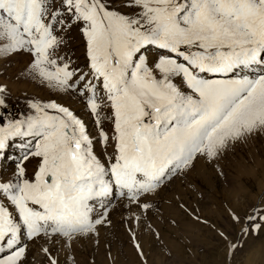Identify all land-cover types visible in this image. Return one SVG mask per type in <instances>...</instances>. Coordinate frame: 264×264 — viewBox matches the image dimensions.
<instances>
[{"label": "snow or ice", "instance_id": "6c2138e0", "mask_svg": "<svg viewBox=\"0 0 264 264\" xmlns=\"http://www.w3.org/2000/svg\"><path fill=\"white\" fill-rule=\"evenodd\" d=\"M20 55L21 75L67 102L32 97L13 116L0 84V159L13 161L0 171V264H76L116 211L148 264L132 223L198 162L223 177L229 149L264 135V0H0V60ZM174 200L222 242L221 264L264 228V198L243 216L225 206L235 235Z\"/></svg>", "mask_w": 264, "mask_h": 264}, {"label": "rangeland", "instance_id": "374dc122", "mask_svg": "<svg viewBox=\"0 0 264 264\" xmlns=\"http://www.w3.org/2000/svg\"><path fill=\"white\" fill-rule=\"evenodd\" d=\"M66 51L82 59V49L76 40L69 42ZM27 60L26 55L13 58L11 64L0 60V84H7L9 90L6 99L8 107L4 111L15 116L25 110L27 99L32 97L47 99L55 96L57 100L67 102L66 98L56 96L54 91L39 82L21 75ZM8 154L14 155V150L9 148ZM219 164L224 171L223 177H219L213 167L203 161L198 162L183 185L177 180L171 189L162 194L164 198L158 201L160 212L154 213L151 219L140 225L132 223L131 228L144 249L148 264H221L222 242L205 225L197 224L177 209L174 196L183 195L190 205L199 207L201 214L209 221L227 225V230L235 235L224 208L231 206L243 216L249 205L264 198V135L235 144ZM11 166V159H0V171L10 170ZM190 185L198 186L200 193L189 199L186 193L191 192ZM172 216L180 221L179 228L170 226L169 218ZM112 219V228L101 231L98 247L95 241H85L75 248L73 255L76 264H91L93 257L95 264H141L130 239L129 225L121 222L119 211L113 213ZM148 223L159 231L160 241L153 237L147 228ZM238 264H264V228L259 235H250L244 242Z\"/></svg>", "mask_w": 264, "mask_h": 264}, {"label": "bare ground", "instance_id": "6f19581e", "mask_svg": "<svg viewBox=\"0 0 264 264\" xmlns=\"http://www.w3.org/2000/svg\"><path fill=\"white\" fill-rule=\"evenodd\" d=\"M257 141H259V140H257ZM261 144H263V142L261 143ZM253 153V152H252ZM12 167V166H11ZM253 258V257H252Z\"/></svg>", "mask_w": 264, "mask_h": 264}]
</instances>
